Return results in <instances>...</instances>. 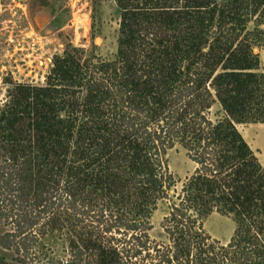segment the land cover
Listing matches in <instances>:
<instances>
[{"label": "trees", "instance_id": "trees-1", "mask_svg": "<svg viewBox=\"0 0 264 264\" xmlns=\"http://www.w3.org/2000/svg\"><path fill=\"white\" fill-rule=\"evenodd\" d=\"M113 2L112 59L66 43L0 100V264H264V170L236 128L264 123V0ZM175 145L195 164L178 188Z\"/></svg>", "mask_w": 264, "mask_h": 264}, {"label": "rangeland", "instance_id": "rangeland-1", "mask_svg": "<svg viewBox=\"0 0 264 264\" xmlns=\"http://www.w3.org/2000/svg\"><path fill=\"white\" fill-rule=\"evenodd\" d=\"M118 16L113 0H0V100L10 83L42 84L52 55L59 54L66 43L105 60L112 59ZM254 27L255 21L246 25L247 30ZM255 37L252 52L258 59L256 72H262L264 34ZM236 128L264 170V123L244 122L236 124ZM166 158L178 188L195 164L179 145L168 150ZM165 211V202L160 201L148 219L149 237L159 244L164 242L161 225ZM202 229L223 243L229 238L233 223L229 217L212 212L203 220ZM0 255L7 261L11 257L9 251H0Z\"/></svg>", "mask_w": 264, "mask_h": 264}, {"label": "crops", "instance_id": "crops-1", "mask_svg": "<svg viewBox=\"0 0 264 264\" xmlns=\"http://www.w3.org/2000/svg\"><path fill=\"white\" fill-rule=\"evenodd\" d=\"M249 147H250V146H249ZM258 155H260V153H258ZM256 156H257V155H256ZM257 157H258V156H257ZM258 158H259V157H258ZM258 158H257V159H258Z\"/></svg>", "mask_w": 264, "mask_h": 264}]
</instances>
